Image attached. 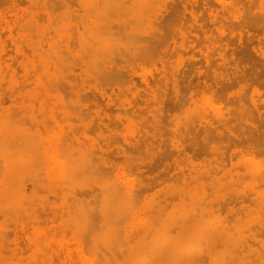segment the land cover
Masks as SVG:
<instances>
[{
  "label": "bare ground",
  "instance_id": "bare-ground-1",
  "mask_svg": "<svg viewBox=\"0 0 264 264\" xmlns=\"http://www.w3.org/2000/svg\"><path fill=\"white\" fill-rule=\"evenodd\" d=\"M236 26L264 0H0V264H264Z\"/></svg>",
  "mask_w": 264,
  "mask_h": 264
},
{
  "label": "rangeland",
  "instance_id": "rangeland-1",
  "mask_svg": "<svg viewBox=\"0 0 264 264\" xmlns=\"http://www.w3.org/2000/svg\"><path fill=\"white\" fill-rule=\"evenodd\" d=\"M236 27H237V26H236ZM245 27H247V26L241 27V29H240V27L238 26L237 29H239V31H241V34H242V32H245V33H246V35H245V33H243L244 35H243V37H242V36H241V37H242V39H243L244 41L247 42V44H248V42H250L249 44H252L253 42H255L254 44H252V45H254L255 50L253 51V48H254V47H252V45H249V44H248V45L250 46V48L252 47V48H251L252 51L249 50L250 48H247V50H249V51H246V49H243V47H248V46L246 45V42H243L242 40H241V42L244 43V44L239 43V46L237 47L238 44H236V43H238L239 41L235 39V41H233V40L230 41V42H232V43L229 42L230 45H229V52H228V55L230 54L229 56H232V55H231L232 53H234V56H237V55H238L235 59H236V60H237V59H240V60H237V61L239 62V64H240V69H242L243 72H244V69H243V68H246V67H247V66H245V64L248 65V64H249V61H248V60L251 59V60H250V63H251V64L253 63V64H252V66H250L251 64H249L248 67H250V68L252 67V68L250 69V68L247 67L246 70L249 69L250 71L248 72V70H247V73L250 74L251 76H253V78L256 77V78L258 79V82H257V79H256V78H255L256 81H255V79H253V81H252V80L250 79V78H251L250 75H247V73L245 72L246 75H245V79L242 80L243 82L240 81L241 83H240V82H239V83L236 82V83L238 84V86H240V84H241L240 88H242V86H243V88H244L243 90H245L246 94H250L249 96H252V95H254V92H255L254 90H258V89H259V90H262V92L264 91V85H263V82H264V80H263V73H264V71H263V67H264V66H263V65H260V64H261V63H260L261 59L258 60L260 57L257 56V55H258V54H257V53H258V52H257V49H258L259 47L264 46V44H263V43H264V42H263V40H264V35H262V34H264V33H262V32H264V31L259 30V32L261 31V32H260V33H261V36H263V37H261V36H258V35H260L259 32H258V30L254 31L253 28L250 29V27H249V28H245ZM243 28H244V29H243ZM245 29H247V30L250 29L249 31H250L252 34H254V36L251 35V33L248 32V31L245 30ZM244 30H245V31H244ZM251 30H253V31H251ZM236 31H237V30H236ZM237 32H238V31H237ZM247 32H248V33H247ZM253 32H254V33H253ZM256 32L258 33V35H257ZM255 33H256V34H255ZM247 35H251L252 37H251V36H247ZM244 36H246V37H244ZM255 36H256V37H255ZM248 37H249V38H248ZM250 37H251V38H250ZM257 37H259V38H258L259 40L256 39ZM253 38H254V39H253ZM245 39H246V40H245ZM261 39H262V40H261ZM247 40H248V41H247ZM249 40H250V41H249ZM251 40H252V41H251ZM255 40H256V41H255ZM235 42H236V43H235ZM260 42H261V43H260ZM234 43L236 44V46H235ZM259 43H260V44H259ZM232 44H233V45H232ZM231 45H232L233 47H231ZM241 45H242V46H241ZM245 45H246V46H245ZM255 45H256V46H255ZM257 45H258V46H257ZM260 45H261V46H260ZM234 46H235V47H234ZM236 47H237L238 49H237ZM241 47H242V48H241ZM257 47H258V48H257ZM233 48H234V49H233ZM240 48H241V50H240ZM256 48H257V49H256ZM198 49H199V48H197V50H198ZM231 49H233V50H235V49L240 50V51H241V55H240V51H239V53H238V52H235V51H237V50H235V51L233 52V50H231ZM242 49H243L244 51H246L247 54H246ZM263 49H264V47H263ZM230 50H231V52H230ZM242 52L245 53V54H243ZM254 52H255V53H254ZM256 52H257V53H256ZM236 53H237V54H236ZM248 53H250L251 55H252V53H254L255 59L258 60L259 63H260V64H258V65H259V66H258V69H257V66H255L258 62L254 61L255 59H253L251 56H248V55H250V54H248ZM235 54H236V55H235ZM242 54L245 55V56H248V58L245 57V61L247 60L246 62H245V61L243 62V60H244L243 57H244V56H243ZM198 55H199V57H198ZM200 55H201V54H198V53H197L195 56H196V58L198 57L197 59H200ZM239 56H240V58H239ZM241 56H242V58H241ZM249 57H251V58L249 59ZM256 57H258V58H256ZM252 60L255 62V64H254V62H253ZM242 65H244L245 67H243ZM241 66H242V68H241ZM254 66H255V67H254ZM260 66H261V69L259 68ZM262 66H263V67H262ZM254 69H257V70H255L256 72H255V71L252 72ZM259 69H260L262 72H260ZM246 70H245V71H246ZM250 72H251L252 74H251ZM256 73H257V74H256ZM258 74H259V75H258ZM260 74H262V75H260ZM255 75H256V76H255ZM257 75L259 76V78L257 77ZM246 76H247V77H246ZM260 76H262V77H261V80H263V82L261 81L262 84H261L260 81H259ZM201 78L203 79V77H201ZM248 78H249V79H248ZM193 79H194V80L196 79L195 81L193 80V82H195V84L192 83V85H191V87L194 86L193 91H194L196 88H198V87H199V88L196 89L195 91L205 90V89H204L205 86H203V83H202V82L205 81V79H204V80L198 79V82H197V77H194ZM246 79H247V80H246ZM245 80H246L247 82H246ZM250 80H251V82H250ZM199 81H200V82H199ZM201 81H202V82H201ZM254 81L257 82L256 84L260 83V84L258 85V87H259V86H263V88L261 87V88H258V89H257L256 84H254V83H255ZM196 82H197V83H196ZM244 82H246V84H244ZM252 82H253V83H252ZM198 83H199V86H198ZM200 83H201V84H200ZM208 83H209V81H208ZM236 83H235V85H232V84H229V85H228V84L225 83L226 88H225V86L223 87V85L221 86V84L219 85V88H218V85H217V86H216V85H212V84H211V85L214 86V87L216 86V87H215V88H216V92H218L217 90H221V91H222V89H220V87H222L223 89L225 88V90H224L223 92L219 91V92H221V93H216V94H219V96L217 95V97H220L221 95H222V96H223V95L226 96V97H223V100L225 101V100H227V99L229 98L230 94H232L233 90H234L235 93L238 92V91L240 90V88L237 86ZM250 83H252L254 86H251L252 84L250 85ZM195 85H196V88H195ZM244 85H247V86L245 87ZM249 85L251 86V88H252V87H253V88L250 89V86H249ZM202 86H203V87H202ZM228 86H229V88H231V89H228ZM235 86H236V87H235ZM232 87H233L234 89H233ZM201 88H202V89H201ZM235 88H238V90L235 91V90H236ZM255 88H256V89H255ZM199 89H200V90H199ZM214 90H215V89H214ZM226 90H227V91L230 90V91H232V92H231V93H230V92L227 93ZM246 90H247V91H246ZM250 90H253V91H254L253 94H251L252 91H250ZM225 92H226V93H225ZM248 92H250V93H248ZM258 92H259V91H258ZM258 92H255V95H257ZM222 93H224V94H222ZM235 93H233V94H235ZM226 94H228V95H226ZM233 94H232V95H233ZM258 94H260V93H258ZM262 94L264 95V92H263ZM262 94H261V95H258V97L260 96V97L262 98ZM255 98H256V97H255ZM263 98H264V97H263ZM262 128H264V127H262ZM262 128H261V129H262ZM263 130H264V129H262V131H263ZM263 135H264V131H263ZM168 162H170V161H168ZM160 169H161V168H160ZM160 169H158V170H160ZM158 170H155V171H153V172L155 173V172L158 171ZM161 171H162V170H161ZM153 172H152V173H153ZM156 173L159 174L160 171H158V172H156ZM156 173H155V174H156Z\"/></svg>",
  "mask_w": 264,
  "mask_h": 264
}]
</instances>
